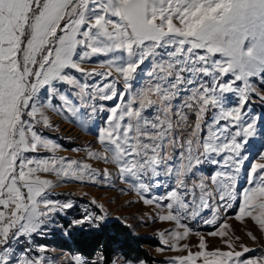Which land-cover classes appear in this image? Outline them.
Instances as JSON below:
<instances>
[{
  "label": "snow or ice",
  "instance_id": "6c2138e0",
  "mask_svg": "<svg viewBox=\"0 0 264 264\" xmlns=\"http://www.w3.org/2000/svg\"><path fill=\"white\" fill-rule=\"evenodd\" d=\"M65 185L133 197L167 264H264L228 222L264 238V0H0V264H146Z\"/></svg>",
  "mask_w": 264,
  "mask_h": 264
},
{
  "label": "rangeland",
  "instance_id": "374dc122",
  "mask_svg": "<svg viewBox=\"0 0 264 264\" xmlns=\"http://www.w3.org/2000/svg\"><path fill=\"white\" fill-rule=\"evenodd\" d=\"M54 120H58V117H53ZM62 129L71 130V134L69 135L68 131H62L60 133H49V135H56L60 137V142L65 146L66 149L75 148L82 145L86 140H91L92 137L81 136L77 131L72 130V126L68 124H62ZM79 137V138H78ZM61 155L65 156H73L76 157V153L71 151H64L60 153ZM57 193L64 194H71V198L78 202L79 206L82 207L83 204H87L88 201L92 197H97L100 199V202L106 203V206L109 208L113 216H123L127 219L128 224L130 227L131 234L136 238L141 237L144 239H150V241H154L155 246H143L142 248L146 251L147 257L150 258V264H167V258L175 255V253L164 250L158 251V249L163 248V245L160 244L159 238L157 236L158 230H161L168 225L160 224V223H152L151 221L143 219V214L148 210L140 204H133L131 207H127V202L132 199L133 197L126 196V195H119L118 193L107 190L101 189L99 187H86V186H77V185H65L55 189ZM87 193L85 196L84 194ZM79 211V207L77 212ZM232 227L235 229V235L241 238V242L247 244L250 247L259 248L261 245H264V238H261V234L249 223L247 225V229H251L254 234L259 238L258 243L254 244L246 235L245 231L247 230L245 225H242L236 222L233 219L228 221ZM196 230L201 232L206 231V229L200 225L196 226ZM55 238L49 236L47 238L46 243H52ZM193 243H195V238H193ZM208 242L210 246H219L220 242L218 239L209 237ZM50 255L58 256L61 255L63 250L56 249L55 247L52 248L50 246ZM131 258L143 260L141 257L136 258L133 256ZM144 261V260H143ZM148 264V263H146Z\"/></svg>",
  "mask_w": 264,
  "mask_h": 264
},
{
  "label": "trees",
  "instance_id": "16d2710c",
  "mask_svg": "<svg viewBox=\"0 0 264 264\" xmlns=\"http://www.w3.org/2000/svg\"><path fill=\"white\" fill-rule=\"evenodd\" d=\"M122 227V226H121ZM112 236H114L116 239H118L125 247V250L129 253L130 257L136 256V258L141 257L146 263L150 264V258L147 257L146 251L142 248L143 246H155L154 241H150V239H144L141 237L136 238L133 236L130 232V230L127 228H124V230L121 232L118 229H114L111 233ZM105 241H107V237L103 238ZM48 243V242H47ZM61 240L54 239L52 243H48L49 246H52V248H56L59 250H63L61 245Z\"/></svg>",
  "mask_w": 264,
  "mask_h": 264
}]
</instances>
